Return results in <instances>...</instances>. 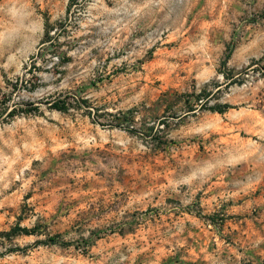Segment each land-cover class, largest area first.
<instances>
[{
    "label": "rangeland",
    "instance_id": "rangeland-1",
    "mask_svg": "<svg viewBox=\"0 0 264 264\" xmlns=\"http://www.w3.org/2000/svg\"><path fill=\"white\" fill-rule=\"evenodd\" d=\"M17 226L0 264H264V0H0Z\"/></svg>",
    "mask_w": 264,
    "mask_h": 264
},
{
    "label": "trees",
    "instance_id": "trees-1",
    "mask_svg": "<svg viewBox=\"0 0 264 264\" xmlns=\"http://www.w3.org/2000/svg\"><path fill=\"white\" fill-rule=\"evenodd\" d=\"M52 108L59 112H64L66 109L64 106H59L56 103L52 104ZM227 108L228 106H216L215 108H212V110L219 114H222L226 111ZM31 232L32 230H29L27 228H20L19 226H17L15 229H12L8 232H1L0 235L7 237V239H11L14 236H18L21 234H29ZM51 241L53 243H56L54 238H51Z\"/></svg>",
    "mask_w": 264,
    "mask_h": 264
}]
</instances>
